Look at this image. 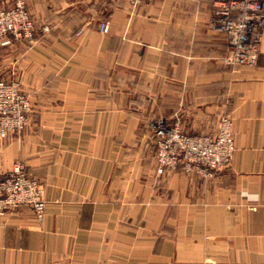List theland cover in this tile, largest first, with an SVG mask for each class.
<instances>
[{
    "label": "crops",
    "instance_id": "obj_1",
    "mask_svg": "<svg viewBox=\"0 0 264 264\" xmlns=\"http://www.w3.org/2000/svg\"><path fill=\"white\" fill-rule=\"evenodd\" d=\"M24 1L35 37L0 45V81L21 83L33 119L0 137V179L24 164L48 206L43 222L0 216V264H264V28L256 64L233 67L213 0H101L107 34L94 0ZM222 112L229 168L157 174L158 116L196 135Z\"/></svg>",
    "mask_w": 264,
    "mask_h": 264
},
{
    "label": "built area",
    "instance_id": "obj_2",
    "mask_svg": "<svg viewBox=\"0 0 264 264\" xmlns=\"http://www.w3.org/2000/svg\"><path fill=\"white\" fill-rule=\"evenodd\" d=\"M143 1L147 0H128V3L135 8ZM213 9L212 23L224 34L229 45L226 64L233 67L256 64L264 28V0H213ZM98 28L107 34L110 24L105 20ZM35 32V21L23 0H17L11 8L0 9L1 46L33 41ZM32 111V103L18 82L0 81L1 138L26 130ZM154 143L157 174L182 168L186 173L195 172L215 179L218 170L230 165L235 152L232 124L228 118L222 120L214 135H187L177 123L159 119L155 123ZM47 206L43 188L24 164H16L0 179V216L26 207L43 222Z\"/></svg>",
    "mask_w": 264,
    "mask_h": 264
},
{
    "label": "rangeland",
    "instance_id": "obj_3",
    "mask_svg": "<svg viewBox=\"0 0 264 264\" xmlns=\"http://www.w3.org/2000/svg\"><path fill=\"white\" fill-rule=\"evenodd\" d=\"M9 1V2H8ZM7 2L6 1H2V3H0V9H8V8H11V7H13V6H11L12 5V0H8ZM24 1V0H23ZM117 1V0H116ZM112 2V3H110V4H107V10L105 11V13H103L104 15H108L109 16V14L111 13V11H113V9L115 10V8H117V2ZM119 1V0H118ZM124 1H126V3H127V6L129 7V9L130 10H135V9H138L140 6H142L144 3H149V2H155V1H165V0H147V1H143L141 4H139L138 6H136L135 8L134 7H132L129 3H128V0H124ZM170 1H173V5L175 6L176 4H177V0H170ZM182 1V0H181ZM185 3H186V6H187V9H189L190 11H192V10H197L196 9V6H197V8H198V6H199V4H200V2H202V3H205L206 4V1H204V0H183ZM25 2V1H24ZM101 0H94V4H95V6H94V9H95V20L93 21V24L94 25H98L99 24V22L101 21L102 22V20L104 19V16L102 17L101 16V12H100V10H101V8H102V6H101ZM26 3V2H25ZM15 4V3H14ZM11 6V7H10ZM26 6H27V9H28V11H29V13H30V11L31 10H29V8H28V5L26 4ZM198 11V10H197ZM31 14V13H30ZM32 16V15H31ZM97 16L99 17V18H97ZM105 21V20H104ZM100 22V23H101ZM210 26V25H209ZM15 82H18L20 85H21V83L19 82V81H15ZM21 88H22V85H21ZM28 95V94H27ZM29 97V96H28ZM136 102L137 103H139V102H141L143 105L142 106H145L143 109H147V110H149V102H150V98H149V94H142V97H140V100H139V98L136 100ZM137 106H139V105H137ZM32 114V113H31ZM159 117V118H158ZM157 118V120H159V119H162V118H164V119H167V118H165V117H160V116H158ZM225 118H228L230 121H231V124H232V134H233V120H232V118H231V116L230 115H224V112H222V114H220L219 116L217 115L216 116V120H215V124H216V128L218 127V130H219V127H220V124H221V122H222V120L223 119H225ZM32 119H33V117L31 116L30 117V122H32ZM169 121V120H168ZM171 123V122H170ZM174 124H176V123H174ZM178 124V123H177ZM212 124V123H211ZM179 125V124H178ZM180 126V125H179ZM181 128V127H180ZM182 130V129H181ZM218 130L216 131V132H211V133H208V134H196V135H214V134H216L217 132H218ZM183 131V130H182ZM185 133V132H184ZM186 134V133H185ZM187 135H189V134H187ZM151 138H153V132L151 133ZM233 139H234V135H233ZM235 144V143H234ZM155 154H156V152H155ZM155 157H156V155H155ZM234 157V156H233ZM232 160H233V158H232ZM231 163H232V161H231ZM231 163H230V165H231ZM230 165L228 166V167H226V168H229L230 167ZM27 168V167H26ZM28 170V169H27ZM29 172V171H28Z\"/></svg>",
    "mask_w": 264,
    "mask_h": 264
},
{
    "label": "water",
    "instance_id": "obj_4",
    "mask_svg": "<svg viewBox=\"0 0 264 264\" xmlns=\"http://www.w3.org/2000/svg\"><path fill=\"white\" fill-rule=\"evenodd\" d=\"M227 168H222V169H220V170H218V172L220 173V172H222V171H224V170H226Z\"/></svg>",
    "mask_w": 264,
    "mask_h": 264
}]
</instances>
